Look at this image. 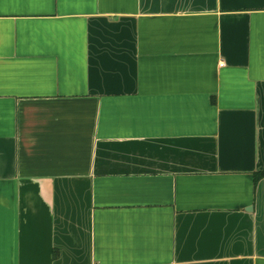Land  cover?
I'll list each match as a JSON object with an SVG mask.
<instances>
[{
  "label": "crops",
  "instance_id": "crops-1",
  "mask_svg": "<svg viewBox=\"0 0 264 264\" xmlns=\"http://www.w3.org/2000/svg\"><path fill=\"white\" fill-rule=\"evenodd\" d=\"M0 264H264V0H0Z\"/></svg>",
  "mask_w": 264,
  "mask_h": 264
},
{
  "label": "trees",
  "instance_id": "trees-1",
  "mask_svg": "<svg viewBox=\"0 0 264 264\" xmlns=\"http://www.w3.org/2000/svg\"><path fill=\"white\" fill-rule=\"evenodd\" d=\"M261 176H262V173H255V175H254V181H255V183L261 178Z\"/></svg>",
  "mask_w": 264,
  "mask_h": 264
}]
</instances>
